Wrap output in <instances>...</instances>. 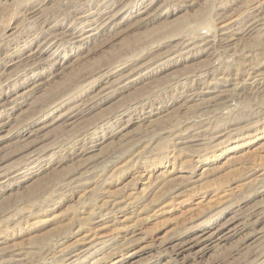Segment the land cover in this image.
I'll return each instance as SVG.
<instances>
[{
	"label": "rangeland",
	"instance_id": "374dc122",
	"mask_svg": "<svg viewBox=\"0 0 264 264\" xmlns=\"http://www.w3.org/2000/svg\"><path fill=\"white\" fill-rule=\"evenodd\" d=\"M0 129V264H264V0H0Z\"/></svg>",
	"mask_w": 264,
	"mask_h": 264
},
{
	"label": "bare ground",
	"instance_id": "6f19581e",
	"mask_svg": "<svg viewBox=\"0 0 264 264\" xmlns=\"http://www.w3.org/2000/svg\"><path fill=\"white\" fill-rule=\"evenodd\" d=\"M55 3V2H54ZM115 12V11H114ZM106 13V12H105ZM112 15V14H111ZM90 16V15H89ZM92 16V15H91ZM103 18V17H102ZM108 19V18H107ZM90 20V19H89ZM104 20H105V18H104ZM36 21V20H35ZM85 22V21H84ZM101 22H103V21H101ZM88 24V23H87ZM107 24V23H106ZM83 26V25H82ZM106 26V25H105ZM94 27V25L92 26V28ZM105 28V27H104ZM103 28V29H104ZM90 29V28H89ZM97 29V28H96ZM99 31V30H98ZM77 33V32H76ZM82 33V32H81ZM91 34H92V32H90ZM91 34H88V37H91ZM98 34V33H97ZM100 34V33H99ZM72 35V34H71ZM82 35V34H81ZM87 35V34H86ZM15 37V36H14ZM66 37V36H65ZM76 37V36H75ZM80 38V37H79ZM86 38V37H85ZM82 40H85L84 39V37L83 38H81V40H79V41H82ZM227 40V39H226ZM86 43V42H85ZM83 46V45H82ZM39 47V46H38ZM40 49V48H39ZM42 52V51H41ZM30 53V52H29ZM35 53H37V52H35ZM30 54H32V53H30ZM39 53H37V55H38ZM41 56V55H40ZM39 56V57H40ZM36 58V57H35ZM37 59V58H36ZM21 61V60H20ZM33 61H35V60H33ZM14 62V61H13ZM23 62V61H22ZM18 63V62H17ZM24 66V65H23ZM17 73V72H16ZM15 101V100H14ZM19 101V100H18ZM2 103V102H1ZM7 103V102H6ZM15 108V107H14ZM22 111V110H21ZM12 115V114H11ZM14 120V119H13ZM8 123H9V121H8ZM2 127V126H1ZM1 130V129H0ZM141 149V148H140ZM1 173V172H0ZM17 176V175H16ZM213 234L214 233H211L210 235H207V236H205L203 239L204 240H206V241H208V240H210L212 237H214L213 236ZM201 241V240H200ZM212 242V241H211ZM186 243V242H185ZM184 244V243H183ZM185 245L186 244H184V245H181L180 247H178V248H176V251H175V254L176 255H179V254H181V252H183V250H185ZM205 245V244H204ZM190 246V245H189ZM187 248H188V246H187Z\"/></svg>",
	"mask_w": 264,
	"mask_h": 264
}]
</instances>
